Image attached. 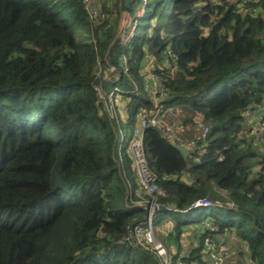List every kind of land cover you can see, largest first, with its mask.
Instances as JSON below:
<instances>
[{"label": "trees", "instance_id": "16d2710c", "mask_svg": "<svg viewBox=\"0 0 264 264\" xmlns=\"http://www.w3.org/2000/svg\"><path fill=\"white\" fill-rule=\"evenodd\" d=\"M243 1L121 0L111 22L99 0L103 21L91 20L84 0H0V264H157L150 252L116 243L147 215L134 204L136 178L119 131L134 127L140 108L152 109L139 68L146 53L165 58L169 46L179 69L165 74L164 104L186 105L211 129L193 162L157 129L145 131L165 193L159 203L168 207L154 215L155 229L171 216L161 211L179 212L167 238L179 244L184 226L207 218L191 215V205L216 201V188L224 189L235 206L218 203L224 214L208 218L264 264V151L244 136L245 112L264 104V16L239 13ZM124 13L132 27L125 37ZM99 63L105 89L111 82L128 91L124 124L96 93ZM202 255L183 258L193 264Z\"/></svg>", "mask_w": 264, "mask_h": 264}, {"label": "built area", "instance_id": "2783aa9c", "mask_svg": "<svg viewBox=\"0 0 264 264\" xmlns=\"http://www.w3.org/2000/svg\"><path fill=\"white\" fill-rule=\"evenodd\" d=\"M94 2L95 0H84V3L89 9L90 18L92 21H103L108 15L102 11L98 5L96 6ZM263 2L264 0H244L242 3L238 2L236 5L239 7V13L246 14L253 12L264 16ZM167 53V56L161 59L165 61L167 60V64L165 66L160 64L159 58L155 55H145L144 60L141 63L142 66L147 62H150L149 67L154 66V68L150 71H147V69L143 67L141 72L144 75L147 91L151 97L152 109L147 110L145 108H140L137 112V122L133 127V134L131 138L128 141H125L120 137L119 141L121 146L128 142L127 151L131 159L133 173L138 186V189H135V192H143L149 196V199L144 204L140 201H134V204L141 206L145 209V211H147V215L141 221L129 223L126 226L125 236L119 239L116 243H129L137 248L150 252L157 260V264H172L169 249L161 239L157 238L154 225V215L162 207V209L168 207L159 203L160 197L164 196L165 193L158 183L157 174L149 165L144 140L145 131L149 128H154L160 131L168 141L186 144V140L181 136L183 125L179 120H175L174 118V115H176L175 108H177V106L164 104L165 98L169 95L165 74L168 72L170 75H173L179 69L176 56L170 46L167 48ZM122 60L123 68L125 72H128L129 58L127 56H123ZM115 68L117 67L113 65L110 66L109 72L112 73ZM95 77L98 79V82L95 84L96 93L102 100L110 117L113 119L115 118L116 120L119 119V107L117 108L115 105V100L117 99L118 102L122 103V109L127 112L128 118V106L127 101L125 100L127 98L128 91L119 86H115L108 93V101L105 95V88L102 85L105 73L100 63L97 65ZM119 78L115 77L116 80ZM138 90L139 88L137 84H135L134 91ZM195 115L196 118L193 129L195 133H193L194 135L191 137L190 148L193 152L204 153L206 139L211 126L202 115H199L198 113ZM255 137L258 141L262 140V137H264V111L259 115V129ZM257 169L260 170L262 168L257 167ZM218 203L219 202L213 201L209 198H204L195 201L191 205L190 209L217 205ZM225 205L228 207L235 206L234 202L231 201L226 202ZM169 208L174 209L173 207ZM205 224H208V227L204 226V229L212 232V236L207 238L206 241L208 252L211 254L215 264H225L224 258L225 254L228 253V247L226 244H221L218 247V251H216L213 242V237L217 234L214 233L216 232V226L209 218L204 221V225Z\"/></svg>", "mask_w": 264, "mask_h": 264}, {"label": "crops", "instance_id": "0c3cea01", "mask_svg": "<svg viewBox=\"0 0 264 264\" xmlns=\"http://www.w3.org/2000/svg\"><path fill=\"white\" fill-rule=\"evenodd\" d=\"M158 58L160 62H162L161 60L162 58L159 56ZM106 78L109 79L108 75H106ZM145 90L147 91L146 85H145ZM180 107H183V108H180ZM180 107L178 106L177 108H175V112H176V115H178L179 117V121L183 125V131L181 133V136L186 140L185 146L191 149L190 148L191 147L190 145L191 137L188 138L187 136H185L184 128L187 129L189 133L192 132L191 130L194 129L196 115L193 111L190 113H186V114H178V110L180 109L184 111H186V109H189L186 106H180ZM119 110L123 111L122 104H120ZM263 111H264V104L258 109L253 108L252 110L245 112V127L247 130L244 136L248 137V135H251L252 137H255L257 135L258 129H259V115ZM193 133H195L194 130H193ZM193 133H192V136L194 135ZM260 141L261 142L259 144H255V145H257L262 151H264V137H262V140ZM191 154L189 155V157L191 156ZM257 167L262 168L260 164H255L254 166L255 172L258 170ZM183 178L185 180H188L189 178L188 183H191V177L189 176V173L188 175L183 176ZM216 191L219 192L218 197H220L219 199L216 200L217 202L221 204L223 203L225 204L226 202L229 201L228 192L226 190L216 188ZM173 217L174 216H170L168 219H164L163 221L166 220L165 221L166 223L162 222L158 227V230L161 234H166V237H165L166 241H167L169 233L172 230H174V227H175V223L173 222ZM207 219L208 218L202 219L201 222L199 223H191V224L184 226V231L180 236L179 244L173 243L172 241L171 243L167 241L169 251L173 256L174 264H186L185 263L186 259L183 258V255L184 257L186 256L190 257L196 254L198 250H201L203 255L200 260L196 259L195 262H193V264H215L206 246L207 238L212 236V232L210 230L203 231L202 228H204V226H200L201 224H204V221ZM192 221H195V220H192ZM197 228H198V231H197ZM214 233H217L213 237L215 250L218 251V247L221 244H226L228 247V253L225 254V258H224L225 264H255V262L251 258L249 245L245 241L241 240L237 235H235L232 232H224V233L220 232L219 233L216 229V232ZM202 236H204V240H201Z\"/></svg>", "mask_w": 264, "mask_h": 264}, {"label": "rangeland", "instance_id": "374dc122", "mask_svg": "<svg viewBox=\"0 0 264 264\" xmlns=\"http://www.w3.org/2000/svg\"><path fill=\"white\" fill-rule=\"evenodd\" d=\"M99 3L100 4H102V6L103 7H105V8H107V9H109V13H110V16L112 17L111 18V22H112V20L117 16V13H118V11L120 12V9H121V0H99ZM122 14V13H121ZM121 17V16H120ZM104 20H106V18H104ZM121 20H122V22H121V34H122V36L123 37H125L126 35H128L129 34V32L131 33V30H132V27H131V23H130V21H129V16L126 14V13H124L123 14V18H121ZM110 22V23H111ZM146 54H149V55H155L156 57H158L155 53H153V52H148V53H146ZM145 54V55H146ZM160 56H161V58H163L164 57V53L161 51L160 53ZM175 54V53H174ZM145 55H144V57H145ZM144 60V58L142 59V61ZM160 64L163 66H165V64H167V60L165 61V60H162V62H160ZM100 65H101V63H100ZM149 65H150V62H147L146 64H143V66H141L140 68H139V71L140 72H142V70H143V67H145L146 69H147V71H150V70H152L153 68H154V66H150L149 67ZM165 70H167V69H165ZM167 71H169V70H167ZM178 71V70H177ZM96 72V71H95ZM125 72V71H124ZM110 73V75H113L111 72H109ZM125 73H127V74H129L130 75V71H128V72H125ZM121 76H122V71H121ZM107 79V78H106ZM115 86H120L119 85V83H106V89H105V95H106V99L109 101V96H108V93H109V91L111 90V89H113ZM146 89H147V87H146ZM142 90L143 91H145V89H144V87L142 88ZM126 100V99H125ZM120 104H122L121 102H118L117 101V99L115 100V105H116V107L118 108V107H120ZM182 106H186V105H182ZM180 107V106H179ZM180 108H183V107H180ZM190 112H192V110H190V109H186V111H184V110H182V109H180V110H178V114H186V113H190ZM196 114V113H195ZM118 115H119V120H120V123H122V124H124L125 122H126V119H127V112H125V111H121V110H119L118 111ZM174 115V114H173ZM174 118H175V120H179V117H178V115H174ZM121 131H122V135H121ZM182 131H183V129H182ZM192 132H188V130L187 129H185L184 128V134H185V136H187L188 138H190V137H192V133H193V130H191ZM119 133H120V137L121 138H123L125 141H128L130 138H131V136H132V134H133V128H132V126L130 127L129 125H125V126H122V129H120V131H119ZM182 133V132H181ZM251 138H253L251 135H248V137L246 138V139H251ZM258 141V140H257ZM170 142V141H169ZM183 145H185V144H183ZM187 147V146H186ZM188 148V147H187ZM189 149V148H188ZM191 152H192V154H191V156H190V161L191 162H193V161H196V156L194 155V152L191 150V149H189ZM189 179V178H188ZM135 189H138V186H137V184H136V187H135ZM134 196L136 197L135 199H134V201H140L141 203H146V201L149 199V196L148 195H146L145 193H143V192H139V193H137V192H134ZM191 211V210H190ZM220 213V215H222V214H224V211H223V209H220L219 207H217V206H215V205H210V206H204V207H199V208H196V209H193L191 212H190V214L191 215H195V216H198V214L199 215H201V214H204V215H206V217L208 218L209 216H211L213 213ZM168 215H171V216H179L180 215V213L179 212H175V211H167V210H163V211H161V213H160V216L161 217H163V216H168ZM182 216H183V219H186V216H185V214H182ZM188 219V218H187ZM166 221V220H165ZM165 221H163V223H166ZM173 222H174V220H173ZM200 226H205V227H208V224H201ZM158 229V228H157ZM157 229H155V231L157 230ZM195 229V228H194ZM203 230H206V229H204V228H202ZM197 231H198V228H197ZM194 233H196V232H194ZM157 235V234H156ZM165 237H166V234H161L160 232L158 233V235H157V238H159V239H161L162 241H163V243L168 247V244H167V241H166V239H165Z\"/></svg>", "mask_w": 264, "mask_h": 264}, {"label": "water", "instance_id": "95a60500", "mask_svg": "<svg viewBox=\"0 0 264 264\" xmlns=\"http://www.w3.org/2000/svg\"><path fill=\"white\" fill-rule=\"evenodd\" d=\"M112 74L115 77H121V71L119 68H115L112 71ZM172 146L176 147L183 155L184 159H188L189 155L191 154V151L183 144L180 143H175V142H170Z\"/></svg>", "mask_w": 264, "mask_h": 264}]
</instances>
